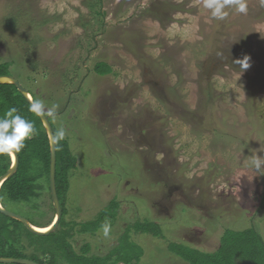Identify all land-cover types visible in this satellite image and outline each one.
Returning <instances> with one entry per match:
<instances>
[{
	"label": "rangeland",
	"instance_id": "1",
	"mask_svg": "<svg viewBox=\"0 0 264 264\" xmlns=\"http://www.w3.org/2000/svg\"><path fill=\"white\" fill-rule=\"evenodd\" d=\"M247 3L221 21L202 0H0V63L58 105L50 121L75 160L66 219L96 231L69 240L76 252L106 257L129 231L140 264H188L175 252H214L226 230L264 239V175L250 167L264 157V7ZM6 207L54 219L47 190ZM117 209L106 239L99 219ZM157 224L160 236L136 233ZM23 229L26 255L53 246Z\"/></svg>",
	"mask_w": 264,
	"mask_h": 264
},
{
	"label": "trees",
	"instance_id": "2",
	"mask_svg": "<svg viewBox=\"0 0 264 264\" xmlns=\"http://www.w3.org/2000/svg\"><path fill=\"white\" fill-rule=\"evenodd\" d=\"M12 64V61L0 63V76H13L10 69ZM95 72L98 75H107L112 72V68L102 62L95 66ZM28 91L34 99L38 98L34 92ZM28 105V101L20 94L16 86L0 84V115H3L7 109L15 107L18 109L19 114L32 120L35 125L33 136L25 141V148L18 154L20 162L17 172L0 189V202L6 209V198L14 202H30L32 198L35 200L39 199L42 196V192L46 190L51 201L49 191L50 143L41 120L28 111ZM53 130L54 132L56 131L54 127ZM56 144V188L62 208V218L59 227L49 236L41 237L28 231L20 222L0 213L3 219L6 218L9 221L7 223L4 219V223H0V257L29 259L39 264H140L139 260L142 254L133 245L130 246L133 243L129 241L127 236L129 231L120 237V244L116 247V250L106 255V257L90 255L89 244H84L80 252L75 251L69 241L70 239H74L77 234L91 233L94 235L96 231L85 229V224L83 223L66 219L68 213L66 196L70 187V173L76 164L72 154L69 152L68 140L64 138ZM40 165L42 167L41 170L38 169ZM10 166L11 160L7 156H0V177L9 170ZM42 177L46 178V185L39 183V179ZM260 207L264 208V198H262ZM115 209L112 210L114 211ZM52 210L54 217V208ZM101 216L103 217L99 220L102 223L109 219L115 222L118 216V209L116 214H111L105 210ZM99 220L97 219L94 222L95 225L92 229L98 228L97 222ZM30 223L40 227L50 224L43 225L41 222L38 224L32 221ZM78 225H81V231L76 229ZM20 228H24L23 230L26 234L32 236L31 238L42 239V242H50L53 246L44 247L42 255L37 253L38 256L36 252L32 253V256L26 255L23 252L27 250V246L24 244L19 246L13 240L14 234L20 232ZM139 232L154 237H156L155 235L160 236L162 233L158 224L157 226L139 228L136 233ZM33 243L34 241L31 243L34 246ZM35 248L37 250V247ZM185 248L175 253L179 254L178 256L188 264H264V239L253 228L243 232L226 230L221 238L220 247L214 252L192 251L188 247Z\"/></svg>",
	"mask_w": 264,
	"mask_h": 264
},
{
	"label": "clouds",
	"instance_id": "3",
	"mask_svg": "<svg viewBox=\"0 0 264 264\" xmlns=\"http://www.w3.org/2000/svg\"><path fill=\"white\" fill-rule=\"evenodd\" d=\"M202 3L204 8L210 10L211 17L215 20H225L229 15L226 9L230 7L238 13L246 14L248 11L247 0H202ZM259 3L264 7V0H259ZM236 63L242 66V70L249 67L247 57L236 61ZM31 96L28 97V111L30 113L39 117L45 124L49 119L55 120L57 118L58 105H48L43 100L34 99ZM53 131L49 129V138L53 144L65 138L66 132L63 127L58 128L55 132ZM34 132L35 125L32 120L19 114L18 109L15 107L7 109L3 115H0V156H7L14 163L16 155L26 146L25 141L30 139ZM259 151H264V145L261 146ZM250 167L260 175H264V157L258 155L257 150H253V154L250 156ZM102 232L106 239L111 237L112 225L110 222L106 221L102 225Z\"/></svg>",
	"mask_w": 264,
	"mask_h": 264
},
{
	"label": "water",
	"instance_id": "4",
	"mask_svg": "<svg viewBox=\"0 0 264 264\" xmlns=\"http://www.w3.org/2000/svg\"><path fill=\"white\" fill-rule=\"evenodd\" d=\"M0 84H10V85L16 86V88L20 92V94L29 103L28 97L31 96L29 91L21 84V82L18 79H16L12 75L0 76ZM41 122H42V124L46 130V133H47V136L49 139V143H50L49 191H50L52 205H53V208L55 211L56 221L52 224V226H50L49 230H47L46 232H38L37 230H35V228L33 227V225L30 223V221L27 218L20 216V215H17L15 213L7 210L6 208H4L2 206L1 202H0V213L6 217H9L11 219H14V220L20 222L31 233H33L37 236L43 237V236H49L50 234H52L53 232H55L58 229L60 220L62 218V208H61V204L59 201V197L57 194V188H56L57 145L53 144V142L49 138V129H51L53 131V126L49 120H48L47 124H45L42 120H41ZM19 162H20L19 156L17 154L15 162L14 163L12 162L9 170L0 177V189H1L2 185L17 172L18 167H19ZM0 263L1 264H39V263L32 261V260H29V259L2 258V257H0Z\"/></svg>",
	"mask_w": 264,
	"mask_h": 264
},
{
	"label": "bare ground",
	"instance_id": "5",
	"mask_svg": "<svg viewBox=\"0 0 264 264\" xmlns=\"http://www.w3.org/2000/svg\"><path fill=\"white\" fill-rule=\"evenodd\" d=\"M56 221V217L54 215V219L50 222L49 225L44 226V227H40V226H34L35 230H37L38 232H46L47 230H49L50 226H52V224Z\"/></svg>",
	"mask_w": 264,
	"mask_h": 264
}]
</instances>
